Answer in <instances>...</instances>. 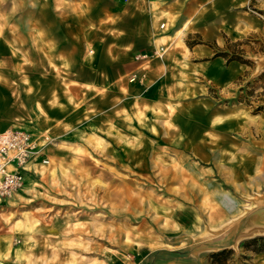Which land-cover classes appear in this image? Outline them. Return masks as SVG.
Returning a JSON list of instances; mask_svg holds the SVG:
<instances>
[{
  "label": "rangeland",
  "instance_id": "obj_1",
  "mask_svg": "<svg viewBox=\"0 0 264 264\" xmlns=\"http://www.w3.org/2000/svg\"><path fill=\"white\" fill-rule=\"evenodd\" d=\"M46 1L47 31L25 33L20 53L25 101L39 78L41 94L48 85L56 93L55 118L47 131L30 120L23 129L58 175L44 170L19 204L0 205L8 228L25 216L39 221L36 232L8 231L5 261L264 264V240L260 251L252 242L264 238V184L253 183L256 171L243 176V160L264 159V0L243 6L238 39L233 0L187 5L165 34L208 51L193 64L168 53L136 60L162 32L160 21L138 16L148 0ZM143 62L162 64V76L131 82ZM134 85L147 104L131 97Z\"/></svg>",
  "mask_w": 264,
  "mask_h": 264
},
{
  "label": "crops",
  "instance_id": "obj_2",
  "mask_svg": "<svg viewBox=\"0 0 264 264\" xmlns=\"http://www.w3.org/2000/svg\"><path fill=\"white\" fill-rule=\"evenodd\" d=\"M148 2L150 7L141 9V13L138 14V16H143L146 20L151 22L152 27H155L158 21L161 23L166 22V25L170 24L174 26L183 16L187 15V8L185 7L187 5H193L195 0H148ZM259 2L260 1L254 6L258 7ZM248 4V0H233L230 6L233 19L229 31L236 36V39L241 38L243 35V6ZM261 6H263V4L259 5V7ZM50 7L51 3H47L46 0H0V132L9 128H24V121L28 120L31 121V127L35 129L36 132L47 131L50 129L51 120L55 118L52 115V111L54 110L52 107V100L49 97L56 95V93L53 87L48 85V91L41 94L39 78L32 76L30 105L25 101V94L28 95L29 91H25L27 86H25L24 83V61L22 53H20V49L23 48L22 43L25 38V33L47 31V28L43 27L40 23V15L41 10ZM185 21L189 20L186 19ZM186 25L187 23L184 22V26ZM181 29L179 31H181ZM169 30L171 29L166 28L165 31L158 33L154 42L155 47L160 45L169 46L168 60H176L179 58V60L183 61L187 59L193 64L196 57L199 56L198 53L208 52L206 49H200V47L191 50L187 47L184 48L183 44L177 41V35L174 37L172 34H165ZM177 33L178 31L176 34ZM162 70V64L160 63L148 65L146 62H143L138 64L134 71H137L136 73L146 72L150 83L156 76H162ZM131 86L132 85L129 87ZM136 86L139 92H132L133 94H131V97L139 99L143 105L147 104L148 99L147 95L143 93L145 92L144 89L140 88L139 85H134V87ZM140 92L143 94L140 95ZM42 98H44L45 101ZM42 157L49 159L44 149H42ZM32 168L33 166L29 167V169ZM35 168L38 172L36 174L32 172L27 173L26 184L23 190L12 198L14 200L11 199L7 203L14 201L13 203L19 204L21 199L26 198L27 194H30L32 190H34L30 186L31 184L34 185L35 182L38 183L37 178L45 172L44 170L48 171L49 174L51 172L49 165H36ZM29 180L35 182L29 184ZM27 207L28 206L25 208ZM38 224L39 221L34 219V217L25 216L16 220L14 224L11 223L8 228L3 217H0V260L8 264L3 257L9 252L8 248L11 242L9 230L19 232L21 228L28 229L30 227L35 231L38 228ZM33 239L34 238H32V240Z\"/></svg>",
  "mask_w": 264,
  "mask_h": 264
},
{
  "label": "built area",
  "instance_id": "obj_3",
  "mask_svg": "<svg viewBox=\"0 0 264 264\" xmlns=\"http://www.w3.org/2000/svg\"><path fill=\"white\" fill-rule=\"evenodd\" d=\"M166 23L160 25L165 31ZM169 51L168 45L154 47L151 52L138 53L136 60L150 61L154 58H163ZM146 72L133 73L131 82H144ZM38 138L31 132L21 128H9L0 132V205L10 201L21 192L26 184L27 173L36 174L38 166H48L49 159L42 157V149ZM33 166L32 169H29ZM0 264H6L0 260Z\"/></svg>",
  "mask_w": 264,
  "mask_h": 264
},
{
  "label": "bare ground",
  "instance_id": "obj_4",
  "mask_svg": "<svg viewBox=\"0 0 264 264\" xmlns=\"http://www.w3.org/2000/svg\"><path fill=\"white\" fill-rule=\"evenodd\" d=\"M154 5V3H153ZM158 6V5H157ZM156 6V7H157ZM187 26V25H186ZM182 33V30L181 31H178L177 34H181ZM188 33V32H187ZM183 37V36H182ZM187 46V45H186ZM253 131V130H252ZM69 148V146H67ZM53 166L52 168L50 169V176H52V178H55L57 177L58 175V168L59 166L56 164V161L54 160V158H52L50 161H49ZM182 171V169H181ZM256 171V174L254 175V178H253V183L258 185V184H261L263 183L264 184V159H261V160H258L256 158H246L245 161L243 160V176L244 174L246 173H249V172H255ZM187 175V174H186ZM48 176V175H47ZM46 176V177H47ZM184 177V176H183ZM251 177V176H250ZM190 178V177H189ZM180 180V179H179ZM186 180V179H185ZM192 180V178H191ZM54 181V180H53ZM32 182H35V181H32V180H29V184L32 183ZM55 182V181H54ZM183 184V183H182ZM35 186L39 185V183H34ZM253 186V185H252ZM260 186V185H259ZM258 186V187H259ZM184 189V188H183ZM255 205V204H254ZM18 226V225H17ZM19 228V227H18ZM16 253H17V256H19V254L21 252L20 248H16Z\"/></svg>",
  "mask_w": 264,
  "mask_h": 264
},
{
  "label": "trees",
  "instance_id": "obj_5",
  "mask_svg": "<svg viewBox=\"0 0 264 264\" xmlns=\"http://www.w3.org/2000/svg\"><path fill=\"white\" fill-rule=\"evenodd\" d=\"M261 240H264V238H255L252 240L253 244H257V245H255V246H257L255 251H260L263 249V243H260Z\"/></svg>",
  "mask_w": 264,
  "mask_h": 264
},
{
  "label": "water",
  "instance_id": "obj_6",
  "mask_svg": "<svg viewBox=\"0 0 264 264\" xmlns=\"http://www.w3.org/2000/svg\"><path fill=\"white\" fill-rule=\"evenodd\" d=\"M262 223L264 224V219H262Z\"/></svg>",
  "mask_w": 264,
  "mask_h": 264
}]
</instances>
